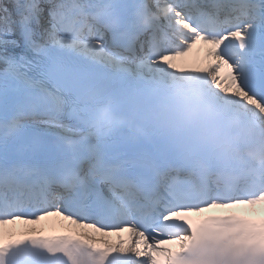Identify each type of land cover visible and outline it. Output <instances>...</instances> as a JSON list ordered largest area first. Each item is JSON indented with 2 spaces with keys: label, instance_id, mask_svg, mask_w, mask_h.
I'll use <instances>...</instances> for the list:
<instances>
[{
  "label": "snow or ice",
  "instance_id": "1",
  "mask_svg": "<svg viewBox=\"0 0 264 264\" xmlns=\"http://www.w3.org/2000/svg\"><path fill=\"white\" fill-rule=\"evenodd\" d=\"M0 264H264V0H0Z\"/></svg>",
  "mask_w": 264,
  "mask_h": 264
},
{
  "label": "bare ground",
  "instance_id": "2",
  "mask_svg": "<svg viewBox=\"0 0 264 264\" xmlns=\"http://www.w3.org/2000/svg\"><path fill=\"white\" fill-rule=\"evenodd\" d=\"M19 227V226H18Z\"/></svg>",
  "mask_w": 264,
  "mask_h": 264
}]
</instances>
